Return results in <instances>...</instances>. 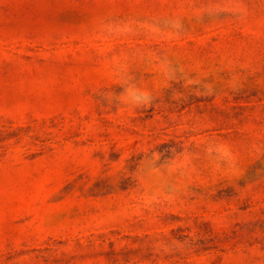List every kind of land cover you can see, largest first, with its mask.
I'll return each instance as SVG.
<instances>
[{
	"label": "rangeland",
	"instance_id": "374dc122",
	"mask_svg": "<svg viewBox=\"0 0 264 264\" xmlns=\"http://www.w3.org/2000/svg\"><path fill=\"white\" fill-rule=\"evenodd\" d=\"M0 264H264V0H0Z\"/></svg>",
	"mask_w": 264,
	"mask_h": 264
}]
</instances>
